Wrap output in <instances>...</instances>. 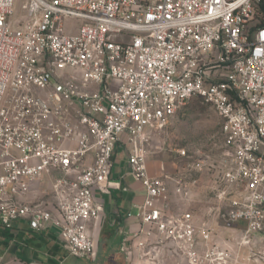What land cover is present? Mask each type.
Masks as SVG:
<instances>
[{
  "label": "built area",
  "instance_id": "2783aa9c",
  "mask_svg": "<svg viewBox=\"0 0 264 264\" xmlns=\"http://www.w3.org/2000/svg\"><path fill=\"white\" fill-rule=\"evenodd\" d=\"M260 1L25 0L13 27L15 0H0V227L50 223L69 255L90 257L87 224L102 211L95 192L103 190L118 145L143 189L133 233L143 259L150 263L168 245L188 264H238L211 240L207 222L167 209L170 185L186 194L184 178L149 174L147 145L189 99L210 105L226 154L217 217L242 224L239 246L250 248L254 235L264 239ZM69 19L80 24L68 32ZM204 167L201 160L187 164L189 184ZM45 176L51 209L22 200ZM248 258L264 260V247Z\"/></svg>",
  "mask_w": 264,
  "mask_h": 264
},
{
  "label": "crops",
  "instance_id": "0c3cea01",
  "mask_svg": "<svg viewBox=\"0 0 264 264\" xmlns=\"http://www.w3.org/2000/svg\"><path fill=\"white\" fill-rule=\"evenodd\" d=\"M158 165L150 164L147 159L149 174L164 173ZM102 186L103 190L95 192V198L102 203V211L87 224L88 234L94 242L93 253L90 257L83 258L88 264H188L168 245L162 246L150 263L143 259L140 238L133 237V233L140 226L135 213L137 206L143 201V189L139 181L130 174L126 154L121 146H115L110 172ZM172 189L173 186L170 185L168 210H189L196 224L207 222L213 229L211 240L229 248L237 257L238 264H264V260L248 258L250 250L258 251L264 247L263 238L254 235L250 248L239 246L241 223L223 224L217 217L215 206L209 213V218L208 214L204 216L206 210L201 215L206 218H201L196 211V205L191 209L177 207L178 195ZM22 200L45 203L51 209L49 178L45 176L33 183ZM203 245V242H198V248L203 249ZM5 255H11L28 264H67L70 257L73 258L70 264L80 263V258L67 253L57 228L50 223L40 230H31L25 221L15 222L8 230L0 227V258Z\"/></svg>",
  "mask_w": 264,
  "mask_h": 264
},
{
  "label": "rangeland",
  "instance_id": "374dc122",
  "mask_svg": "<svg viewBox=\"0 0 264 264\" xmlns=\"http://www.w3.org/2000/svg\"><path fill=\"white\" fill-rule=\"evenodd\" d=\"M25 0H15L13 13L9 16L10 23L14 27L23 19L25 11L21 8ZM79 22L73 19L64 23L65 31L79 26ZM75 32V30H74ZM177 149L188 151L187 157H180ZM147 159L150 164H159L166 174L178 172L184 178V191L186 194L178 195L177 207L191 209L197 206L198 214L210 217L209 213L218 207L215 199V190L219 185L221 170L226 163L221 121L213 108L201 99L193 97L189 99L175 115L169 120L163 130L152 137L147 145ZM201 160L204 169L201 172L192 173L195 183L189 184V173L185 170L188 163ZM161 173V174H164ZM160 174V175H161ZM159 175V174H158ZM192 205V206H191ZM201 216V218H206ZM223 224H227L221 220ZM73 258L67 259L70 264ZM78 264H88L83 258ZM0 264H28L11 255L0 258Z\"/></svg>",
  "mask_w": 264,
  "mask_h": 264
},
{
  "label": "trees",
  "instance_id": "16d2710c",
  "mask_svg": "<svg viewBox=\"0 0 264 264\" xmlns=\"http://www.w3.org/2000/svg\"><path fill=\"white\" fill-rule=\"evenodd\" d=\"M260 11H263L264 12V2L263 0L260 1L259 5H258Z\"/></svg>",
  "mask_w": 264,
  "mask_h": 264
}]
</instances>
